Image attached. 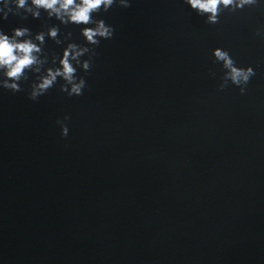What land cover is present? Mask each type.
Segmentation results:
<instances>
[{
  "label": "water",
  "instance_id": "1",
  "mask_svg": "<svg viewBox=\"0 0 264 264\" xmlns=\"http://www.w3.org/2000/svg\"><path fill=\"white\" fill-rule=\"evenodd\" d=\"M130 2L94 14L115 31L77 67L82 95L58 78L33 101L31 72L0 87V264H264V0L216 24L184 0ZM52 25L72 37L46 38L45 68L84 26L0 14L9 35ZM218 47L255 70L243 95L219 90Z\"/></svg>",
  "mask_w": 264,
  "mask_h": 264
},
{
  "label": "clouds",
  "instance_id": "2",
  "mask_svg": "<svg viewBox=\"0 0 264 264\" xmlns=\"http://www.w3.org/2000/svg\"><path fill=\"white\" fill-rule=\"evenodd\" d=\"M198 15L206 16V23H219L220 14L225 10L235 12L245 7L257 6L259 0H184ZM114 4L122 8L131 7L130 0H2L0 14L7 19L9 14L20 15L26 19L31 15L34 19L41 17V12L47 13L48 18H55L61 24L76 25L86 45L74 42L67 43L62 56H51L52 67L45 68L49 63V54L45 51L46 38L61 45L64 41H70L72 32L69 31L60 38L58 25L46 26L34 36L27 27H16L11 35L0 31V87L11 90L13 93L22 91L20 82L29 79L28 73L35 75L34 82L30 85L29 99L36 101L41 95L54 87L58 78L64 81L60 85V91L69 97L80 96L85 89L86 81L77 75V67L85 73L92 67L93 57L96 56L95 47L102 39H111L114 28L105 23L103 19H95L94 14L101 11L107 12ZM92 25V27H88ZM256 35L264 38V32L257 30ZM87 45H91L89 47ZM215 62L222 63L226 70L219 85L223 90L229 83L239 87L241 95L246 92L251 77L255 70L251 67H237L236 62L227 50L215 48L212 51ZM87 56V59H81ZM58 61V65H57ZM69 117L65 116L64 120ZM61 128V135L67 137L69 129L63 121H57Z\"/></svg>",
  "mask_w": 264,
  "mask_h": 264
}]
</instances>
